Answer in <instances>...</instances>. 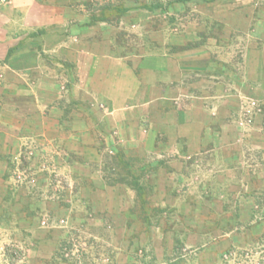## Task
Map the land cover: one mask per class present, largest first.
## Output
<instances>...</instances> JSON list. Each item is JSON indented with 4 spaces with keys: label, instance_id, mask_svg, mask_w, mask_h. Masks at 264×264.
Instances as JSON below:
<instances>
[{
    "label": "crops",
    "instance_id": "obj_1",
    "mask_svg": "<svg viewBox=\"0 0 264 264\" xmlns=\"http://www.w3.org/2000/svg\"><path fill=\"white\" fill-rule=\"evenodd\" d=\"M86 1L0 0V215L9 191L21 194L9 173L23 154L41 158L31 167L47 178L53 166L63 168L61 156L77 155L82 162L68 170L92 181L102 216L124 223L133 199L146 200L144 181L167 175L162 162L132 171L125 160L170 153L177 158L165 162L172 180L192 183L219 184L227 179L223 171L244 167L235 113L243 97L264 102V0H227L234 16H220L222 38L240 46L223 48L219 65L205 51L185 49L161 51L154 64L140 67L116 49L110 28L90 23ZM115 1L129 9L137 3ZM198 54L205 55L202 64ZM213 104L224 112L213 117ZM218 122L219 141L212 134ZM155 190L153 201L162 200Z\"/></svg>",
    "mask_w": 264,
    "mask_h": 264
},
{
    "label": "rangeland",
    "instance_id": "obj_2",
    "mask_svg": "<svg viewBox=\"0 0 264 264\" xmlns=\"http://www.w3.org/2000/svg\"><path fill=\"white\" fill-rule=\"evenodd\" d=\"M110 1L88 0L93 8L84 12L108 18L99 23L114 32L116 49L133 66L154 64L161 51L185 49L205 51L207 60L219 65L223 48L239 49L236 41L222 38L227 30L220 16H234L226 10L227 0H137L136 7L114 21L109 19L117 15L110 11ZM151 2L164 6L152 11L142 7ZM203 56L198 54L196 64L204 62ZM221 107L211 106L213 117L224 112ZM235 116V143L243 149L244 167L223 171L224 182L173 181L168 163L177 158L170 153L125 160L132 171L142 162L159 161L167 173L161 182L155 180L158 184L144 181L146 200L135 205L133 199L125 223L102 216L92 199V181L68 170L69 163L82 162L77 155L61 156L63 168L53 166L48 178L31 167L41 158L21 155L9 173L21 194L9 191V205L0 215V264H264V102L243 97ZM213 125V139H218L221 123ZM179 144L186 150V139ZM155 187L162 200L153 201Z\"/></svg>",
    "mask_w": 264,
    "mask_h": 264
},
{
    "label": "trees",
    "instance_id": "obj_3",
    "mask_svg": "<svg viewBox=\"0 0 264 264\" xmlns=\"http://www.w3.org/2000/svg\"><path fill=\"white\" fill-rule=\"evenodd\" d=\"M90 1H91V3H93L92 0H90ZM119 1L120 0H117V2H119ZM135 1H137V0H135ZM185 1H187V0H176L175 2H185ZM173 2L171 1V3H173ZM151 3L150 4H144L142 7L144 9L148 10V11H152L154 9H162L163 6H164L163 3H159V2L152 3V4ZM91 7L93 8V4H90L88 2V0H87L85 2V8L88 10ZM101 8L104 9V6H101ZM105 9H107V8H105ZM109 9H110L111 12H114L115 14H117L116 16L112 15L113 18H109L112 21L119 20L123 15H125L129 11V8L125 7L124 4H121V3L120 4H116V5H109ZM103 15H105V14H103ZM107 19L108 18L102 16V14H100L99 16H96L95 14H90V16H89L90 23L107 21Z\"/></svg>",
    "mask_w": 264,
    "mask_h": 264
}]
</instances>
